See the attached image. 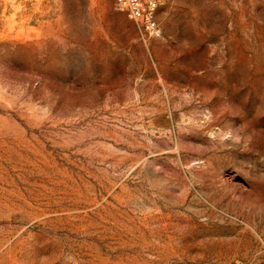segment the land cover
Segmentation results:
<instances>
[{
    "label": "rangeland",
    "instance_id": "obj_1",
    "mask_svg": "<svg viewBox=\"0 0 264 264\" xmlns=\"http://www.w3.org/2000/svg\"><path fill=\"white\" fill-rule=\"evenodd\" d=\"M0 0V264H264V0Z\"/></svg>",
    "mask_w": 264,
    "mask_h": 264
},
{
    "label": "built area",
    "instance_id": "obj_2",
    "mask_svg": "<svg viewBox=\"0 0 264 264\" xmlns=\"http://www.w3.org/2000/svg\"><path fill=\"white\" fill-rule=\"evenodd\" d=\"M113 6L133 22L139 36L145 39L159 34L156 11L159 0H111Z\"/></svg>",
    "mask_w": 264,
    "mask_h": 264
}]
</instances>
